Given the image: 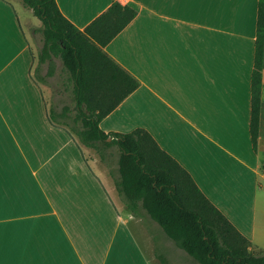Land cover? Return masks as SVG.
Returning a JSON list of instances; mask_svg holds the SVG:
<instances>
[{"label": "crops", "instance_id": "obj_1", "mask_svg": "<svg viewBox=\"0 0 264 264\" xmlns=\"http://www.w3.org/2000/svg\"><path fill=\"white\" fill-rule=\"evenodd\" d=\"M56 2L82 32L115 2L137 12L103 51L124 71V82L130 76L140 86L100 128L106 133L146 130L260 249L264 66L256 150L250 133L259 0ZM40 23L28 25L33 47L15 7L0 0V138L9 144H0V264H120L121 250L134 241V228L144 233L159 264L170 263L171 249L187 254L165 239L149 216L138 218L126 209L115 186L118 150L112 149V167L101 164L67 130L51 123L44 91L49 79L40 82L34 73ZM47 71L42 65L40 75ZM118 86L112 97L98 96V105H115L123 92Z\"/></svg>", "mask_w": 264, "mask_h": 264}, {"label": "trees", "instance_id": "obj_2", "mask_svg": "<svg viewBox=\"0 0 264 264\" xmlns=\"http://www.w3.org/2000/svg\"><path fill=\"white\" fill-rule=\"evenodd\" d=\"M21 2L41 22L35 77L48 83L55 74V59H59L63 84L71 87L74 108L64 106L60 112L49 108L51 123L67 130L80 148L93 150L108 166L112 149L117 148L119 176L115 186L126 209L138 218L149 216L198 264H264V255L249 252L252 242L204 196L192 176L146 130L106 133L100 128V122L116 105L140 86L130 76L124 82L120 78L124 71L103 51L137 12L115 2L82 32L62 14L56 0ZM42 65L48 66L45 76L40 75ZM263 66L264 0H259L251 79L250 133L254 150L260 130ZM119 82L123 92L116 104L98 105V96L112 97ZM104 87L105 91L100 89Z\"/></svg>", "mask_w": 264, "mask_h": 264}, {"label": "rangeland", "instance_id": "obj_3", "mask_svg": "<svg viewBox=\"0 0 264 264\" xmlns=\"http://www.w3.org/2000/svg\"><path fill=\"white\" fill-rule=\"evenodd\" d=\"M9 1L15 7L16 12L18 13V16L21 19L22 26H23L26 34L28 35V37L31 39L32 46L34 47L35 46L34 40H33L31 31L28 30V25H30L32 22L35 24L38 22L40 23L39 19L33 15L31 10L23 7L21 0H9ZM40 25H41V23H40ZM37 61H38V59H37ZM55 63H56L55 74H54L53 78H49V86L47 85L48 90H44V91H45V94L48 98L49 108H53L55 111L60 112L64 106H70V107L74 108V102L72 100L71 87L68 85L65 86V84H63V78H61V76H60L61 70L63 68V64L59 59ZM37 64L38 63L36 62L35 68L39 66ZM35 68H34V73L36 72ZM45 71H46V67L43 66V73H45ZM13 131H14V133H16L15 130H13ZM10 137H12L13 140L16 142L14 135L10 136ZM0 144L2 147H6L7 145H9L8 140L6 138H4V136H1ZM11 144H12V142H11ZM83 150L86 151L88 154V151L86 149H83ZM113 150H115V152H116L117 149L114 148ZM2 152H4V151H2ZM89 156H90V158H93V157L96 158L97 161L99 163H101L99 161L98 155L93 150L90 151ZM101 164H103V163H101ZM115 164H116V160H115ZM110 165L112 167V162ZM93 169L95 172H98L97 167H95L94 165H93ZM107 169H109V168H107ZM116 196H117V192H116ZM114 201L116 202L117 207L119 206L121 208L119 198L115 197ZM148 221H149V219H147V222ZM260 221L261 220L258 219L259 224H260ZM132 222H134V221H132ZM144 224L146 225V223H144ZM131 225H133V223ZM151 225L156 229V227L153 224H151ZM259 230L260 229H257V236L263 237V234H261V232H259ZM133 233H134L133 234V236H134L133 240L134 241L130 242L128 240L126 249L124 251L121 250V252H120L119 259L122 260L120 264H159V262L156 261L154 258L152 259L153 255H152L151 250H150L149 245H148L149 242H146L144 233L138 231L137 228H134ZM163 234H164V238L167 239L168 237L165 235L164 232H163ZM169 244L171 245L172 243L169 242ZM78 245H79V247H81L80 242ZM100 245H101V240H100ZM134 245H136V246L134 247ZM170 248H175V247L172 244L170 246ZM104 249H106V243L104 245ZM248 250L250 253H252L254 255H264V245L261 243H260V249H258L257 247L252 245ZM131 258L134 261H129ZM147 260L148 261L150 260V262L147 263ZM169 261H170L169 264H197L192 259H190V257L187 254L183 253V255H179V254L175 253L172 249H171V254H169Z\"/></svg>", "mask_w": 264, "mask_h": 264}, {"label": "water", "instance_id": "obj_4", "mask_svg": "<svg viewBox=\"0 0 264 264\" xmlns=\"http://www.w3.org/2000/svg\"><path fill=\"white\" fill-rule=\"evenodd\" d=\"M111 140V138H109V141Z\"/></svg>", "mask_w": 264, "mask_h": 264}]
</instances>
